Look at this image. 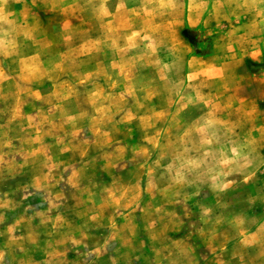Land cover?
I'll list each match as a JSON object with an SVG mask.
<instances>
[{"label": "rangeland", "instance_id": "obj_1", "mask_svg": "<svg viewBox=\"0 0 264 264\" xmlns=\"http://www.w3.org/2000/svg\"><path fill=\"white\" fill-rule=\"evenodd\" d=\"M0 264H264V0H0Z\"/></svg>", "mask_w": 264, "mask_h": 264}]
</instances>
